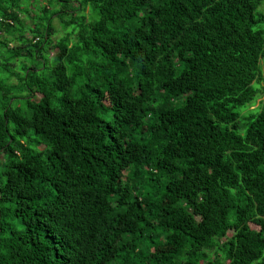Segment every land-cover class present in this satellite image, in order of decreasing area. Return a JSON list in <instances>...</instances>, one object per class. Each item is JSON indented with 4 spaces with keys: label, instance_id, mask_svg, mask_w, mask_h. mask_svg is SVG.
Here are the masks:
<instances>
[{
    "label": "trees",
    "instance_id": "trees-1",
    "mask_svg": "<svg viewBox=\"0 0 264 264\" xmlns=\"http://www.w3.org/2000/svg\"><path fill=\"white\" fill-rule=\"evenodd\" d=\"M23 1L0 0V264H264V0Z\"/></svg>",
    "mask_w": 264,
    "mask_h": 264
},
{
    "label": "rangeland",
    "instance_id": "rangeland-1",
    "mask_svg": "<svg viewBox=\"0 0 264 264\" xmlns=\"http://www.w3.org/2000/svg\"><path fill=\"white\" fill-rule=\"evenodd\" d=\"M48 0H42V1H40L39 2V0H24L23 1V4H25V5H30V4H33L32 2H37V3H39V5H41V4H44L45 5V3L47 2ZM77 1V0H76ZM75 1V2H76ZM75 2H73V1H71L70 3H66V2H57L56 0L54 1V2H52V4H53V6H52V9L53 8H55V9H58L59 11H61V10H65V11H67V13H66V15H65V17H66V19H70V17H71V15L74 13L72 10H73V8H75V5H76V3ZM36 6L35 5H30V9H31V11H32V13L34 14L35 13V10H36V8H35ZM263 9V6H260V10H262ZM69 11V12H68ZM76 12V11H75ZM77 13V12H76ZM80 13V12H79ZM85 13L86 14H89L90 13V8L89 7H87V9H86V11H85ZM60 15H58V14H56V15H54V17L52 18V21H53V23L55 24V25H59L57 28H58V30H59V34H58V36H64L65 35V33L67 32V31H69V29H65V28H63V26H62V24H60V22H61V18L59 17ZM21 17L25 20V23L26 24H28L30 27H32V25H33V21H31L30 19H27V18H25V15L24 14H22L21 15ZM57 30V31H58ZM62 32H65L64 34H62ZM73 38H74V36H73ZM57 52V50H52L51 51V57H53L54 56V54ZM260 102H261V99H259L258 101H257V103L255 104V105H253L251 108H257L259 105H260ZM3 157V155H1L0 156V158H2ZM233 234V231H230L229 232V236H231ZM223 241H225L226 240V238H223L222 239ZM211 253V256L212 255H214L215 254V252L213 251V252H210Z\"/></svg>",
    "mask_w": 264,
    "mask_h": 264
},
{
    "label": "clouds",
    "instance_id": "clouds-1",
    "mask_svg": "<svg viewBox=\"0 0 264 264\" xmlns=\"http://www.w3.org/2000/svg\"><path fill=\"white\" fill-rule=\"evenodd\" d=\"M13 23V22H12ZM2 32V33H1ZM59 31H57V36H58V33ZM62 34H64L63 32H62ZM1 36H6V37H8L9 36V34H8V32H4V31H2V30H0V39H2V37ZM1 155H3V154H1ZM0 155V156H1ZM3 158V157H2Z\"/></svg>",
    "mask_w": 264,
    "mask_h": 264
}]
</instances>
